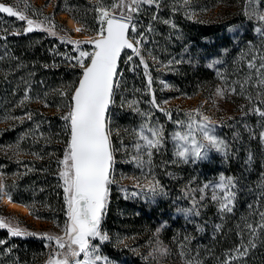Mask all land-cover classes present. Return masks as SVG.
Wrapping results in <instances>:
<instances>
[{
  "label": "trees",
  "instance_id": "1",
  "mask_svg": "<svg viewBox=\"0 0 264 264\" xmlns=\"http://www.w3.org/2000/svg\"><path fill=\"white\" fill-rule=\"evenodd\" d=\"M112 2L104 0L105 6ZM159 2V9L144 5L134 14L139 32L146 36L140 48L152 77L151 89L139 57L129 51L128 56L133 59L128 61V56L121 59L122 73L110 126L116 157L115 179L125 169L126 176L133 175L140 182H158L163 196L145 200L143 195H130L134 186H127L126 193L113 184L101 231L111 234L114 240L128 237L132 246L116 252L112 243L104 242L103 252L121 264H158L145 256V250L150 240L159 238L168 246V264H224L229 255L234 257L231 264H264V229L257 227L264 223L261 217L264 141L256 140V130L249 131L243 126L239 134L234 129L230 151L222 158L225 162L217 165L182 160L176 156V144L172 142L174 132L187 131L186 126L173 123L187 122L186 114L190 110L182 103L187 96L212 98L217 88L229 89L237 84L256 107L264 110V95L257 88L256 71L248 67L253 57L257 67L256 53L264 52V37L256 33L250 21L246 10L249 0ZM261 2L264 4V0ZM0 3L15 6L17 0H0ZM28 3L31 7L27 14L31 18H44L42 5L35 0ZM96 3L97 0H56L54 12H65L81 23L85 31L95 32ZM19 8L23 10V0ZM34 12L37 14L33 15ZM165 20L171 23L166 24ZM25 26L24 22L0 13V37L6 36L0 38V170L13 199L26 204L33 215L52 219L56 210L64 220L66 205L63 182L58 175L62 166L58 161L63 158L69 133L62 117L70 102L71 86L78 83L81 69L69 68L75 62L59 56L66 48L58 38L42 30L24 34ZM234 26L239 30L229 33V28ZM17 31L21 34H12ZM209 64L214 67L210 68ZM248 70L254 71L249 74ZM57 88H65L68 96L58 98L61 92ZM26 91L32 92L29 100H24ZM153 93L157 102L169 101L161 106L171 111V119L149 104ZM132 101L137 103L130 108ZM134 108L140 113H151L148 118L151 126L163 127V144L152 150L150 160L146 150L135 148L137 133L146 118ZM28 113L32 114L31 119H27ZM252 122L264 131V117L254 113L253 118H248V124ZM245 147L249 152H245ZM129 156L132 159L125 163L124 157ZM207 174L210 179L224 175L235 182L231 212L221 211L220 202L210 194L199 198L200 191L196 188L208 179ZM193 208L194 211H188ZM248 225L256 227L255 234ZM157 229H160L158 233ZM0 240L7 241L0 245V264H38L35 254L46 251L45 239L10 237L6 229H0ZM250 242L255 247H248L247 255L237 256L234 250ZM136 246L144 255H136L137 251L132 249Z\"/></svg>",
  "mask_w": 264,
  "mask_h": 264
},
{
  "label": "snow or ice",
  "instance_id": "2",
  "mask_svg": "<svg viewBox=\"0 0 264 264\" xmlns=\"http://www.w3.org/2000/svg\"><path fill=\"white\" fill-rule=\"evenodd\" d=\"M20 3L21 0H17L15 6L0 3V13H5L9 17L24 22L26 25L22 30L24 34L34 30H42L50 36H57V25L53 18L33 19L27 14L31 7L28 0H23V10L19 8ZM185 3H187V0H185ZM144 5L160 8L159 0H113L111 5L108 6H105L104 0H97L93 8L94 19L98 24L94 37L86 40L71 39L68 35L59 37L62 43L74 46L73 50L78 55L70 56L67 53L62 55L67 60L75 62L73 67L78 66L81 69V75L78 78V84L71 86L69 111L62 117L66 122L69 139L63 158L58 161L62 166L58 175L63 182L67 220L63 235L42 234L43 238L54 242L55 245L45 264H110L108 257L98 254V246L93 243L97 239L101 242L109 239L108 235L101 231V220L110 192L109 186L114 183L111 178V169L115 162V150L111 142L112 130L108 112L110 106L114 103L115 92L119 88L118 63L122 51L130 49L135 56L139 57L140 64L144 68L148 87L151 89L152 77L149 73L148 63L141 54L140 48L146 36L143 32L137 31L133 19L134 14L139 13ZM65 10L71 11V9ZM36 14V12L33 13V15ZM252 17L264 23V14L254 10L250 13V18ZM152 19H157V15L154 14ZM164 23L171 22L165 20ZM73 31L80 33L85 31V27L78 26ZM147 31H152L151 25H149ZM255 31L264 37V28L257 27ZM130 32L132 33L131 39L129 38ZM12 34L20 35L21 33L17 31ZM0 38L6 39V36ZM83 45H91L92 50H82ZM127 59L131 61L133 57L128 56ZM171 63L172 61H169V64ZM209 67H214V64H209ZM248 67L255 69L257 76L261 77L260 83H264V62L260 63L259 68H257L255 57H253L249 61ZM217 75L223 79L221 73L217 72ZM231 91L234 93L236 90L232 88ZM61 95L68 96V92L61 91ZM216 95L224 98L225 89L217 88ZM29 99L30 97L26 91L24 100ZM23 102L21 101V103ZM136 103V101H132L129 107L131 108ZM161 103L167 105L169 101L157 102L153 93L149 104L171 119V111L162 107ZM45 106H47L46 103ZM133 110L146 118V122L140 125L137 133L138 142L135 144V148L137 151L146 150L150 160L152 150L158 149L163 144V127L161 125H150L148 118L151 113H140L138 108ZM253 111L260 117H264V110L260 107H256ZM186 115L188 117L187 122L183 120L173 121V123L187 128L184 133L180 131L173 133V140L179 142L176 156L184 161H187L190 157L203 159L212 149L227 154L225 142L214 134L211 121L201 113L199 108L189 111ZM31 118L32 114L28 113L27 119ZM197 134L201 139L197 138ZM260 139L264 141V131L260 133ZM235 186V182L231 177L225 178L221 175L219 183L215 185L205 184L200 191L203 192L204 189L212 187V199L220 202V210L231 212L235 199V192L233 191ZM147 187L148 192L153 196L157 194L158 182L149 184ZM217 190H220L223 195H217ZM133 195H137V193H133ZM5 196L9 203H14L12 191L5 182L4 174L0 172V201H3ZM201 199H203V196ZM194 210L193 208L188 211ZM261 217L264 220V213H261ZM37 218L40 217L37 216ZM247 227L255 234L256 227L252 225ZM257 227L264 229V223ZM0 229H6L10 237L39 235L21 229L18 225H13L3 217H0ZM159 231L160 229H157V233ZM6 243L7 241L0 240V245ZM248 247H255V244L251 242L247 246L241 244L234 251L237 256H244L247 255ZM7 251L10 252L11 249ZM154 251L160 255L167 254V250L162 247H158ZM233 259L234 257L229 255L224 264H231Z\"/></svg>",
  "mask_w": 264,
  "mask_h": 264
},
{
  "label": "rangeland",
  "instance_id": "3",
  "mask_svg": "<svg viewBox=\"0 0 264 264\" xmlns=\"http://www.w3.org/2000/svg\"><path fill=\"white\" fill-rule=\"evenodd\" d=\"M37 1L40 5L43 6V10L45 12L44 17H51L54 19L57 28V36H54L56 38L59 39L60 36L63 35H68L71 39H75V40H86L89 39L91 37L95 36V32H88V31H82L80 33H76L73 31V27L70 26L68 24V20H67V16H69L67 13L65 12H58L55 13L54 9H55V2L56 0H35ZM246 10L249 13V17H250V13H252L254 10L258 11L260 14H264V4L261 2V0H249L248 4L246 5ZM65 13V14H62ZM43 19V18H42ZM41 19V20H42ZM133 19L135 20V18L133 17ZM251 23L255 25V27H264V23L259 22L255 17L250 18ZM135 22V21H134ZM136 23V22H135ZM79 26H82L81 23H79ZM136 27H137V31H140V26L136 23ZM239 29L237 28V26L231 27L229 28V33L231 34H235ZM85 35H90V36H85ZM130 38H132V33H129ZM60 40V39H59ZM61 42V40H60ZM62 43V42H61ZM65 44V48L66 51L60 53L59 56H63L62 54L67 53L68 55L71 54L72 52H75L74 46L73 45H69L66 43H62ZM82 50H88L91 51L92 50V46L91 45H83L82 46ZM129 51H126L125 56L127 58V56L129 55ZM76 55H78V53H76ZM261 59V61L259 62V60ZM256 61H257V68H259L260 63L264 62V52H260V53H256ZM73 67V64L69 65V68ZM78 67V66H77ZM79 68V67H78ZM254 71V70H253ZM251 70H248V73L250 74L251 72H253ZM260 79L261 77L257 76L256 72H255V80H256V84H257V88L259 89L260 93L264 95V83H260ZM165 84L167 85V83L165 82ZM222 89H225V96L224 98H220L216 95V92L213 94L212 98H207V97H201V96H187L185 98L182 99V103L185 104L186 106L189 107V110L192 111L194 109L199 108L201 113L205 116H207L209 118V120L212 123V127L214 128V134L219 138L222 139L225 144H226V155L223 152H217L216 150L212 149L208 152L207 156L203 159H193V158H189L187 161H190L192 164H197L200 162L205 161L206 164H211V165H217V164H221L224 163L225 161L222 160V158L226 157L230 151V138H231V132L234 131L235 132L241 134L239 131L241 127L246 126L249 131L251 130H256V133L258 135H256L255 137H258L256 140H261L260 139V133L263 131V129H257V126L254 125L253 126V122L251 124H248V118H253V115L255 113V111H253V109L256 108L255 104H253V102L251 101V98H248V95L244 93V91H242V86L238 87L237 84H235L234 87H231L228 89V87H219ZM232 88H235V92L233 93L231 91ZM56 91H66L65 88H57ZM29 97L32 95L31 91H27ZM44 94L51 96L54 95L53 92H45ZM59 96H62L61 93L58 94V98H60ZM70 103V102H69ZM114 104V103H113ZM69 111V107H67L66 109V114ZM55 112H59V110L55 111ZM65 114V115H66ZM111 122V119H110ZM255 124V123H254ZM111 128V126H110ZM260 130V131H259ZM183 133V132H181ZM254 137V138H255ZM197 138L201 139V137L199 136V134H197ZM172 142H174L176 145V151H177V146H178V141L173 140ZM250 145V144H249ZM230 147V148H229ZM66 149V148H65ZM241 150V148L239 149ZM245 152H249L248 147H245ZM127 159H132L130 156L129 157H124V162L125 163H129V161ZM135 160H139V157H136ZM114 167L111 173V178L114 180V183H112L109 188H110V193H111V187L113 184H117L118 187L120 188V190L122 192H129L127 189V186H134L135 188L133 190L130 191V195L131 196H144V199L146 200H155L160 198L161 196H163V193L161 192V189L158 187V191L157 194L155 196H153L150 192H148V185L152 184L150 181L145 180L144 182H140L139 180L136 179L135 176L131 175V176H126L124 172L125 169H121V176L118 178V180L115 179V175H116V157L114 156ZM136 163V161L134 162ZM250 165V164H248ZM0 172H2L0 170ZM221 176V175H220ZM220 176L218 178L216 177H212L211 179L208 177L207 174V178L203 184H201L199 187L196 188V191H200V189L204 188L205 184H210V185H215L217 183L220 182ZM224 176V175H223ZM225 178H227L226 176H224ZM139 185V186H137ZM191 187L194 188L193 183L191 184ZM194 190V189H193ZM146 191V192H144ZM195 192V191H194ZM220 190H217V195L220 193ZM125 193V194H126ZM133 193H137V195H133ZM146 194H149V196H146ZM213 195V191H212V187L206 188L204 189L203 192L200 191V196L199 198H201L202 196H208V195ZM109 204V202H108ZM106 208H107V204H106ZM105 208V212H107V209ZM53 218L52 219H44L42 217H40L39 219L37 218V215H33L31 213V211L24 213L22 211L10 208L8 205H6L3 201H0V217H3L7 220H11L12 222H15L16 224H19L24 230L28 231V232H35L39 235L35 236V237H39L42 239L43 238L42 234L43 233H48L50 235H63V229L67 220V217L65 215V219H62V215L60 214L59 211H54L53 212ZM103 219V217H102ZM109 237V239L107 241L104 242H109L112 243V247L115 249L116 252H119V250H123V249H128L130 248V246H132V242H129V238L128 237H124L123 239L120 240H114L112 238V235L109 233H106ZM99 240V239H97ZM95 241V240H94ZM94 244H96L98 246V254L103 255L108 257V260L110 261V264H121L117 261H113L108 255H105L103 252V246L102 244L104 242L98 241L94 242ZM159 242V243H158ZM131 244V245H130ZM45 245H50V246H46V251L43 253H36L35 254V261H38V264H45V262L48 260L49 258V254L52 251V248L55 247L54 242H50L47 239H45ZM158 247H162L164 249L167 250V254L166 255H160L157 252H155L154 250L157 249ZM133 250L137 251L136 255H144L141 254V250L138 249V247H133ZM146 253L145 256L151 257V259L156 260V262L158 264H168V259H167V255H168V246H166L165 243H163L159 238L156 239H152L147 243L146 246Z\"/></svg>",
  "mask_w": 264,
  "mask_h": 264
},
{
  "label": "bare ground",
  "instance_id": "4",
  "mask_svg": "<svg viewBox=\"0 0 264 264\" xmlns=\"http://www.w3.org/2000/svg\"><path fill=\"white\" fill-rule=\"evenodd\" d=\"M62 14H65V13H62ZM67 20H68V24H69L70 26H72L73 28L79 26L78 22H77L73 17H71V16H67ZM85 36H90V35H85ZM13 201H14V203H9L8 200H7V197H6V196H5L4 199H3V202H4L6 205H8L10 208H13V209H16V210L22 211V212H24V213H27V212L30 211V208H29L26 204H24V203H22V202H19V201H16V200H14V199H13Z\"/></svg>",
  "mask_w": 264,
  "mask_h": 264
},
{
  "label": "water",
  "instance_id": "5",
  "mask_svg": "<svg viewBox=\"0 0 264 264\" xmlns=\"http://www.w3.org/2000/svg\"><path fill=\"white\" fill-rule=\"evenodd\" d=\"M129 38H130V35H129ZM131 39V38H130ZM126 51H132V50H130V49H126V50H124V51H122V53H121V57H120V60H119V63H118V73H119V76H118V80H120V76H121V59L123 58V56H125V53H126ZM78 84V83H77ZM115 94H116V92H115ZM114 102H115V96H114ZM112 107H113V104L110 106V108H109V112H108V115H109V119H111V113H112ZM111 142H112V146H113V141H112V136H111ZM114 148V147H113ZM113 167H114V165H113ZM112 170H113V168L111 169V173H112ZM109 197H110V192H109ZM109 197H108V201H107V208L106 209H108V202H109ZM106 213L107 212H105L104 211V215H103V219H104V217L106 216ZM102 222V221H101Z\"/></svg>",
  "mask_w": 264,
  "mask_h": 264
}]
</instances>
